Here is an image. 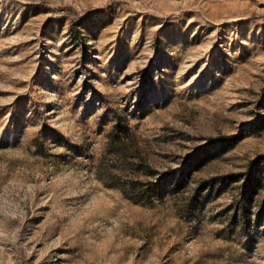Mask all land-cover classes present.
Wrapping results in <instances>:
<instances>
[{
  "label": "rangeland",
  "instance_id": "1",
  "mask_svg": "<svg viewBox=\"0 0 264 264\" xmlns=\"http://www.w3.org/2000/svg\"><path fill=\"white\" fill-rule=\"evenodd\" d=\"M0 264H264V0H0Z\"/></svg>",
  "mask_w": 264,
  "mask_h": 264
}]
</instances>
